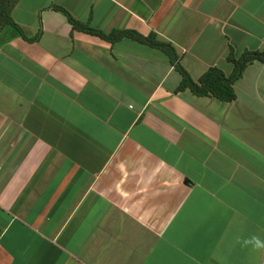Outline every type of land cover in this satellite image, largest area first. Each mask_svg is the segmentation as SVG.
<instances>
[{
    "label": "crops",
    "instance_id": "crops-1",
    "mask_svg": "<svg viewBox=\"0 0 264 264\" xmlns=\"http://www.w3.org/2000/svg\"><path fill=\"white\" fill-rule=\"evenodd\" d=\"M264 51V0H17L0 29V264H264V61L234 98L174 91Z\"/></svg>",
    "mask_w": 264,
    "mask_h": 264
},
{
    "label": "trees",
    "instance_id": "trees-1",
    "mask_svg": "<svg viewBox=\"0 0 264 264\" xmlns=\"http://www.w3.org/2000/svg\"><path fill=\"white\" fill-rule=\"evenodd\" d=\"M15 2L16 0H0V28L3 24H9L24 39L29 41L36 39L39 34V27L34 34L28 36L12 18L10 10ZM49 6L63 13L72 28L98 35L108 41H114L120 37L127 36L161 50L167 59L174 63V67L179 73V80L174 87V91L188 88L197 95H209L220 100H231L235 96L232 83L240 77L244 67L253 60L264 61L263 50L243 49L239 54L235 55L231 47H229L225 57L232 64L230 72L225 73L217 65H209L196 78H192L185 68L178 61H175L176 53L172 44L167 40L157 38L154 31L142 34L131 28H112L104 32L77 20L60 4L51 3Z\"/></svg>",
    "mask_w": 264,
    "mask_h": 264
},
{
    "label": "clouds",
    "instance_id": "clouds-1",
    "mask_svg": "<svg viewBox=\"0 0 264 264\" xmlns=\"http://www.w3.org/2000/svg\"><path fill=\"white\" fill-rule=\"evenodd\" d=\"M236 243L242 247L251 248L252 251H264V239L259 235H251L247 238L236 237Z\"/></svg>",
    "mask_w": 264,
    "mask_h": 264
},
{
    "label": "rangeland",
    "instance_id": "rangeland-1",
    "mask_svg": "<svg viewBox=\"0 0 264 264\" xmlns=\"http://www.w3.org/2000/svg\"><path fill=\"white\" fill-rule=\"evenodd\" d=\"M16 1H17V0H16ZM15 3H16V2H15ZM10 11H11V10H10ZM4 25H6V24H3L2 27H3ZM2 27H1V28H2ZM1 28H0V29H1Z\"/></svg>",
    "mask_w": 264,
    "mask_h": 264
}]
</instances>
